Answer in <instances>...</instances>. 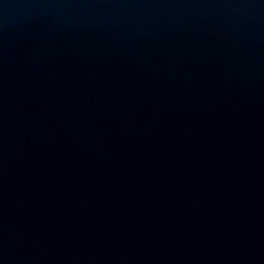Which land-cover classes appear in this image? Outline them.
<instances>
[{"label": "water", "instance_id": "95a60500", "mask_svg": "<svg viewBox=\"0 0 264 264\" xmlns=\"http://www.w3.org/2000/svg\"><path fill=\"white\" fill-rule=\"evenodd\" d=\"M0 264H264V0H0Z\"/></svg>", "mask_w": 264, "mask_h": 264}]
</instances>
